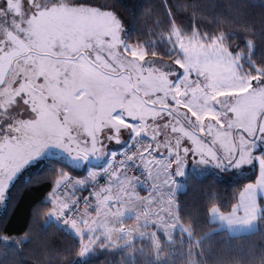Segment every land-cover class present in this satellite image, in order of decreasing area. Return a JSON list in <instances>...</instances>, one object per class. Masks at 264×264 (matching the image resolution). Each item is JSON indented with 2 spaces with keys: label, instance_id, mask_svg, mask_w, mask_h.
Returning <instances> with one entry per match:
<instances>
[{
  "label": "snow or ice",
  "instance_id": "obj_1",
  "mask_svg": "<svg viewBox=\"0 0 264 264\" xmlns=\"http://www.w3.org/2000/svg\"><path fill=\"white\" fill-rule=\"evenodd\" d=\"M116 8L115 3L94 5L90 0H0V124L16 120L9 113L20 102L37 118L45 106L50 114L45 129L59 143L47 145L44 151L57 156L64 152L69 157L65 162L83 171L93 155L107 159L104 132L109 133L110 144L123 148L143 134L144 125L160 116L158 106L174 105L185 109L181 115L196 129L192 135L182 127L172 129L184 132L178 145H196L195 149L186 147V154L207 153L219 160L218 148L226 158L231 157L233 171L259 164L257 179L241 190L240 206L233 211L255 207L264 199V124L258 122L264 114V67L253 64L241 75L233 64L220 73L211 60L221 55L216 41L205 45L198 36L186 39L177 29L168 41L181 59L175 61L174 71L156 75L143 66L147 44L125 40ZM193 75L203 83L189 90ZM220 85L227 90L214 91ZM55 91L61 95H54ZM71 98L82 103L71 106ZM228 98L239 99L229 103ZM249 101L261 104L255 122L248 116ZM82 113L87 118L82 119ZM125 130L127 138H122L120 133ZM2 131L20 133L21 128L9 124ZM11 140L21 143L20 136ZM218 166L228 167L222 162ZM68 181L71 177L63 175L55 188ZM77 185L86 183L76 181L72 188ZM85 253L82 249L80 254Z\"/></svg>",
  "mask_w": 264,
  "mask_h": 264
},
{
  "label": "trees",
  "instance_id": "obj_2",
  "mask_svg": "<svg viewBox=\"0 0 264 264\" xmlns=\"http://www.w3.org/2000/svg\"><path fill=\"white\" fill-rule=\"evenodd\" d=\"M115 3L131 44L146 43L147 56L173 61L164 36L175 26L189 35H221L230 52L241 53L242 69L264 67V0H90ZM65 160L48 156L10 186L0 211V264H264V212L255 230L232 235L210 219V209L231 211L242 187L254 182L257 164L243 177L186 173L175 193L176 215L188 234L170 237L150 225L146 234L124 246L93 245L81 255V240L50 218L49 194L65 175H84Z\"/></svg>",
  "mask_w": 264,
  "mask_h": 264
},
{
  "label": "rangeland",
  "instance_id": "obj_3",
  "mask_svg": "<svg viewBox=\"0 0 264 264\" xmlns=\"http://www.w3.org/2000/svg\"><path fill=\"white\" fill-rule=\"evenodd\" d=\"M177 29L178 28L175 26L171 27L170 31L164 36L168 51L174 54L173 61H166L158 56H146L143 62V66L147 69L154 70L156 75H163L174 71L175 61L181 59V57L170 48L168 41V36ZM179 31L181 32V30ZM182 34L186 39L198 36L199 40L205 45L212 44L214 40L216 41L215 47L221 52V55H213L211 60L218 72L223 73L233 64L241 75L248 72L242 69V54H234L226 49L221 35L210 37L206 34H200L197 31L189 35ZM173 40H175L174 37ZM191 80L193 83L188 86L189 90H194L197 84L203 83V81L199 80L195 75L191 77ZM226 90L227 87L225 85H220L214 89V91ZM53 94L58 96L56 91ZM149 98L151 99V97ZM221 99L223 100L225 98ZM235 99L239 98H228V102L234 103ZM72 100L75 101L73 103L74 106L82 103L81 101H76L74 98ZM187 100L188 98L185 97L186 102ZM248 103L249 119L255 122V111L261 104L258 101H249ZM168 109L171 111V115L167 114L165 119H159L156 124L151 123V125H156L159 128L162 133L161 135L165 136L169 133L172 134L173 128L179 129L182 127L179 125L178 121L175 120L176 116L184 120L186 126L183 127V129H185L189 135L195 133L196 129L192 125H189L187 119L181 115V113L185 112V109H175L174 105L168 107ZM21 111L23 112V116L19 115ZM158 111L160 114L164 113L162 110ZM9 115L15 116L16 120H5L3 124H0V211L4 205L10 186L24 171L27 169H34L39 161L48 156L61 157V159L65 161L69 159L64 152H61L59 156H57V154L51 150L44 151L47 145L59 143L58 138L51 135L45 129V123L50 116L45 106H41L39 118L29 111L22 102L19 103L18 107L13 108ZM200 115H203V113L201 112ZM96 116H100L99 111L96 112ZM81 118H87V114L82 113ZM30 121L34 123H28ZM258 122L264 124V114L260 116ZM195 123V120H193V125ZM9 124L20 127L21 132L14 133L12 131H2L3 129H8ZM146 126H150V124H146ZM120 127L123 128V125H120ZM126 131L127 130L122 132L125 133ZM179 133H181V138L183 139L184 132ZM103 135L104 146L107 149V153H109L116 145L114 143L110 144V141L107 139L109 135L108 132H104ZM12 136H20L21 143L16 145L15 141L11 140ZM166 137L167 136H165V139H167ZM161 139H159L158 142H151L150 139H147L148 143L151 142L147 145L143 140L144 143L138 149L142 151L136 152L138 154L137 158L135 156L136 161L139 162L140 166L145 167L146 171L149 173L148 186H143L129 174L120 173L116 178H113L106 185L102 186L105 187V189L103 188L104 190L97 198V192L101 187L98 188L95 197L90 201L89 205L82 210L83 212L89 208L91 202L94 201L95 204L93 208L95 212L99 213L100 216L98 218L100 221L96 229L86 230L82 227V212L80 213V219L76 222V227L71 230L79 236L82 245L81 250L86 249V252H88L93 245L99 241L104 245L116 247L124 246L134 239L146 234L155 237L154 231L151 229L152 227H150V225H154L162 230L167 237H170L174 230H180L188 234L187 229L177 220L174 198L175 193L183 188L181 180L186 173L192 172L198 176L215 174L220 179L232 180L248 175L253 170L254 165L248 166L244 171H233L232 168L235 167V164L229 165L231 157L226 158L224 152H221L218 148L216 152L218 153L219 160L216 156H208L207 153H205L204 156L199 155L198 152H194L190 155L185 153L184 149L186 147L195 149L196 145H180L178 153L177 145H175V148H173V146L165 148V143L162 142ZM233 139L237 140L236 148L239 149L241 145L238 135L235 132L233 133ZM169 144H173L171 139H169ZM63 147L66 148L67 145H63ZM93 156L97 157V155ZM113 159L111 161H113ZM239 159L240 156L237 152L235 160L238 161ZM98 161L100 162L101 160ZM220 162H222L223 165H228V167L218 166ZM61 212H59L54 219L59 216ZM122 225L124 226L123 228H121Z\"/></svg>",
  "mask_w": 264,
  "mask_h": 264
},
{
  "label": "crops",
  "instance_id": "obj_4",
  "mask_svg": "<svg viewBox=\"0 0 264 264\" xmlns=\"http://www.w3.org/2000/svg\"><path fill=\"white\" fill-rule=\"evenodd\" d=\"M58 96L61 95V93L59 91H56ZM73 98H71L70 100V104L71 106H74L73 103L75 101L72 100ZM157 110H162L164 113L160 114V116L156 117L153 121H151L150 126H143V134L141 135L145 144H150L151 142H158L159 139L162 140V142H164V147H170L173 146V148H175V145H177L178 148V153H179V146L178 145V141L181 140L182 135L179 132H176L177 134H175L174 132L169 133L165 136H167L165 139L164 135H161V131L159 130V128L156 125H151V123L156 124L157 121L159 119H165L167 117L168 113H171V111L168 108H164V107H159L157 108ZM176 116V115H174ZM175 120L178 121L179 125L183 127H185V123L184 120L179 119L177 116L175 117ZM145 133V134H144ZM166 133V131H165ZM121 137L122 138H127V131L125 133L121 132ZM161 135V136H160ZM161 138H159V137ZM138 137L135 136L132 140H130L129 142L135 140ZM147 139H150L151 142L148 143ZM169 139H171V141L173 142L172 145L169 144ZM120 147H113V150L110 151L109 153H106L107 155V159H105L103 156H93V158L90 161H87V165L85 167V173L84 175H77V176H73V175H69V174H65L71 177V181L67 182V188L62 191V192H56V188L54 187L53 190L50 192L49 194V199L53 204V207L49 213V216L51 219H54V217L56 215L59 214V212L62 211V209L64 208V206H67L69 204H71L80 194H82L85 189L86 186L88 185V183L90 182V180L93 177H89L88 173H94L95 175H97L101 168H103L104 166L108 165L109 163H111L112 159L115 158L116 154H117V150ZM142 151V150H138ZM137 152V153H138ZM136 153V158L138 157ZM178 156V154H177ZM61 158V157H59ZM98 160H101L100 162ZM114 160V159H113ZM139 163V162H138ZM82 166H83V162H82ZM260 171V166L257 163V176L259 174ZM256 176V179H257ZM62 176L59 178L61 179ZM87 178V179H86ZM255 179V180H256ZM85 181L86 186L84 185H77L74 189L72 188V185L76 182V181ZM252 183V182H249ZM246 183L245 185L249 184ZM245 185L242 187V189H244ZM105 189V187H101L98 192H97V198L98 195L101 194V192ZM241 189V190H242ZM241 192V191H240ZM96 198V200H97ZM95 200V201H96ZM94 204L95 202H91V205L89 206V208H87L86 210H84L81 214L82 218H81V223L83 224L82 227H84L86 230L87 229H96L97 228V224L99 223V213L95 212L94 210ZM235 207H239L240 206V193L238 195V199L237 202L234 205ZM232 207L231 211L227 212V213H223L220 212L216 207H213L210 209V219L212 222H215L218 224V226L220 228H224L226 229L230 234L232 235H238V234H243V233H248L251 232L253 230H255L256 228V222L257 220L261 217L262 212H264V199H259V203L255 206V207H250L248 211H240L238 213L233 211ZM102 219V218H101Z\"/></svg>",
  "mask_w": 264,
  "mask_h": 264
},
{
  "label": "built area",
  "instance_id": "obj_5",
  "mask_svg": "<svg viewBox=\"0 0 264 264\" xmlns=\"http://www.w3.org/2000/svg\"><path fill=\"white\" fill-rule=\"evenodd\" d=\"M143 139L139 135L134 141L124 145L123 148L117 150L114 160L104 166L100 172L95 175L87 185L85 191L80 194L71 204L67 205V210H62L61 214L53 221L59 227L66 231H70L76 227V222L80 219V213L85 209L90 201L95 197L98 188L106 185L120 173L129 174L133 179L137 180L143 186L149 185L148 172L145 167L139 165L136 161V152L143 144ZM67 188V183H63L56 189L62 192ZM124 226L122 225L121 228ZM72 231V230H71Z\"/></svg>",
  "mask_w": 264,
  "mask_h": 264
}]
</instances>
